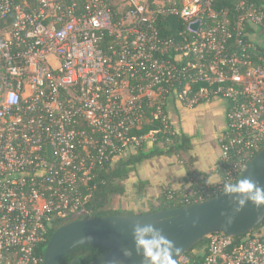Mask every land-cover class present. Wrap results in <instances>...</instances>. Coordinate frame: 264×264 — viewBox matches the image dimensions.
I'll return each instance as SVG.
<instances>
[{
	"label": "built area",
	"instance_id": "obj_1",
	"mask_svg": "<svg viewBox=\"0 0 264 264\" xmlns=\"http://www.w3.org/2000/svg\"><path fill=\"white\" fill-rule=\"evenodd\" d=\"M217 99L219 180L191 175L172 202L220 196L264 148V0H0V264H42L54 228L88 214L100 169L173 144L171 102ZM245 236L208 235L201 261L177 264H264L262 236Z\"/></svg>",
	"mask_w": 264,
	"mask_h": 264
},
{
	"label": "water",
	"instance_id": "obj_2",
	"mask_svg": "<svg viewBox=\"0 0 264 264\" xmlns=\"http://www.w3.org/2000/svg\"><path fill=\"white\" fill-rule=\"evenodd\" d=\"M257 189L264 192V148L240 179L218 197L170 210L83 218L61 226L48 241L42 264H59L69 251L85 245L109 250L89 264H147L144 253L151 256L156 247L170 249L173 264H177L208 235L223 232L241 237L261 225L264 204L255 203ZM134 228L139 229L135 238Z\"/></svg>",
	"mask_w": 264,
	"mask_h": 264
},
{
	"label": "crops",
	"instance_id": "obj_3",
	"mask_svg": "<svg viewBox=\"0 0 264 264\" xmlns=\"http://www.w3.org/2000/svg\"><path fill=\"white\" fill-rule=\"evenodd\" d=\"M226 102L215 100L195 109H187L171 102L172 122L178 132L191 139L192 149L170 156H157L136 166L125 181L124 195L114 196L115 210L147 214L158 210L161 199L168 190L186 191L188 177L197 175L205 183L219 180L216 166L220 156V135L226 125ZM148 148L153 144L148 143ZM146 183V185H141ZM141 188V192L139 191Z\"/></svg>",
	"mask_w": 264,
	"mask_h": 264
},
{
	"label": "trees",
	"instance_id": "obj_4",
	"mask_svg": "<svg viewBox=\"0 0 264 264\" xmlns=\"http://www.w3.org/2000/svg\"><path fill=\"white\" fill-rule=\"evenodd\" d=\"M159 128L160 123L158 121H154L151 124L143 126L142 129L137 132V134L146 135L151 131L158 130ZM172 139L174 140L173 144H161L158 141L153 144L152 148H148L146 143L140 146L130 145L124 154L114 157L105 167L98 171L96 178L97 188L94 191L93 198L87 205L88 214L80 216L79 218H77V220L83 218L95 219L106 216L136 215L132 212H124L121 210L113 209V198L114 196H122L125 194L126 187L124 183L126 180H128L129 175L133 171H135L138 164L153 157L164 155L170 156L179 152L190 151L192 149L191 139L186 135L178 132V134L173 136ZM143 184L146 185V183H142L141 185ZM139 191H142L141 188H139ZM180 195L177 194V197H179ZM180 207H184V204H182L180 200H178L177 202H172L167 198L166 195H164L161 199L160 208L158 210L151 211V213L160 210H170ZM70 222L72 221L64 222L54 228V230L48 237V240L40 245V252L42 256H44L47 243L53 233L61 226ZM263 227L264 221L253 232L247 234L245 237L254 236L255 234L260 235L256 232L260 231V229ZM261 236L264 239V235ZM206 245L207 238H204L199 241L184 256H190L192 260L199 262L202 260V256L195 255L194 252L196 250H206ZM108 251L109 250L107 248L101 246H79L69 251L62 258L59 264H73L76 259L79 260L78 264H89L107 254Z\"/></svg>",
	"mask_w": 264,
	"mask_h": 264
},
{
	"label": "clouds",
	"instance_id": "obj_5",
	"mask_svg": "<svg viewBox=\"0 0 264 264\" xmlns=\"http://www.w3.org/2000/svg\"><path fill=\"white\" fill-rule=\"evenodd\" d=\"M258 196L255 201L257 204H264V192H261L259 189H257ZM139 229L134 228V238L136 234L138 233ZM141 243V242H137ZM142 246V244H141ZM146 259H147V264H173V261L171 259L172 252L170 249H163L161 247H156L153 249L151 256H147V253H144Z\"/></svg>",
	"mask_w": 264,
	"mask_h": 264
},
{
	"label": "rangeland",
	"instance_id": "obj_6",
	"mask_svg": "<svg viewBox=\"0 0 264 264\" xmlns=\"http://www.w3.org/2000/svg\"><path fill=\"white\" fill-rule=\"evenodd\" d=\"M115 205H116V201H114V206H113V209L115 208ZM256 233H259L260 235H264V227L260 229V231L256 232ZM195 252H199L198 250H196Z\"/></svg>",
	"mask_w": 264,
	"mask_h": 264
}]
</instances>
